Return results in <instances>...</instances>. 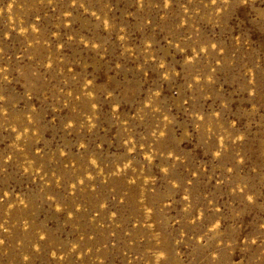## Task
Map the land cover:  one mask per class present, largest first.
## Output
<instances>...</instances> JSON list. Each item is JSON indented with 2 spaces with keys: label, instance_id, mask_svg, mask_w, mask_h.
Segmentation results:
<instances>
[{
  "label": "rangeland",
  "instance_id": "374dc122",
  "mask_svg": "<svg viewBox=\"0 0 264 264\" xmlns=\"http://www.w3.org/2000/svg\"><path fill=\"white\" fill-rule=\"evenodd\" d=\"M0 264H264V0H0Z\"/></svg>",
  "mask_w": 264,
  "mask_h": 264
}]
</instances>
